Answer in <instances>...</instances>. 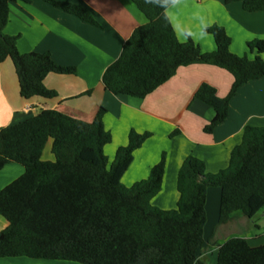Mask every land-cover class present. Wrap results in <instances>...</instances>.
<instances>
[{
  "label": "trees",
  "instance_id": "1",
  "mask_svg": "<svg viewBox=\"0 0 264 264\" xmlns=\"http://www.w3.org/2000/svg\"><path fill=\"white\" fill-rule=\"evenodd\" d=\"M0 0V64L12 60L26 100L57 96L46 88L50 74L74 75L75 68L59 66L50 54H22L18 36L4 29L10 21V5ZM54 8L98 26L85 7L43 0ZM147 24L134 31L120 58L103 76L105 89L116 96L145 99L180 68L207 65L223 69L234 78L229 95L203 84L195 99L215 112L206 133L223 124L240 88L264 78V39L248 43L250 53L240 57L231 51L225 28L213 25L216 51L204 53L188 37L181 42L166 11L178 0H131ZM242 3L249 13L264 12V0H225ZM100 108L87 123L55 110L0 129V171L10 164L22 165L25 173L0 192V216L9 226L0 235V259L75 262L79 264H207L199 253L205 244L206 191L221 190L219 224L233 214L253 219L264 212V127L248 126L243 139L218 174L206 173L205 163L185 159L177 180V208L163 211L152 205L162 191L166 154L146 180L126 187L122 178L134 154L153 136L132 130L129 142L118 149L113 162L105 154L112 143ZM179 134L176 131L172 136ZM52 143L53 160H44ZM217 264H264V246L252 247L246 239L233 238L219 247Z\"/></svg>",
  "mask_w": 264,
  "mask_h": 264
},
{
  "label": "crops",
  "instance_id": "2",
  "mask_svg": "<svg viewBox=\"0 0 264 264\" xmlns=\"http://www.w3.org/2000/svg\"><path fill=\"white\" fill-rule=\"evenodd\" d=\"M58 1L87 8L98 26L87 24L43 0L11 3L10 21L4 33L19 37V51L22 54L48 53L59 66L75 68L76 74L48 75L44 85L57 96L26 100L20 95V84L12 60L0 64V129L31 119L44 110H55L91 123L99 109L104 108L107 111L105 128L113 137L112 143L105 148L110 162L114 161L119 148L128 145L132 130L153 135L135 152L133 162L122 178L124 186L131 187L146 180L152 168L166 154L162 191L152 200V205L171 211L177 208L178 174L187 157L203 161L207 174H218L229 166L231 154L241 144L245 128L264 127L262 78L240 88L231 101L227 120L213 133L205 132L215 112L195 99L197 91L203 84H208L217 90L220 98H225L234 83L230 73L214 66L180 68L172 79L143 100L110 93L105 89L103 76L120 58L125 43L134 31L147 24L146 17L131 0ZM166 14L179 40L186 42L190 37L204 53L217 49L214 38L204 32L205 28L213 25L225 28L232 40L231 51L240 57L248 56V43L264 39V12H246L242 3L178 0ZM176 131L179 134L172 136ZM51 148L50 142L44 160L54 159ZM19 166L10 164L0 171V192L24 175L25 169ZM209 192L210 196H218V193L206 191L207 215ZM207 224L204 225L205 244L199 253L200 260L207 264H217L219 247L233 238L246 239L252 247L264 246V212L253 219L235 213L229 223L217 224V231L213 232L206 230ZM8 226V221L0 216V235ZM223 232L225 236L221 237ZM0 264L64 263L8 258L0 259Z\"/></svg>",
  "mask_w": 264,
  "mask_h": 264
},
{
  "label": "rangeland",
  "instance_id": "3",
  "mask_svg": "<svg viewBox=\"0 0 264 264\" xmlns=\"http://www.w3.org/2000/svg\"><path fill=\"white\" fill-rule=\"evenodd\" d=\"M248 57L251 60H254L255 59V57L252 56V54L250 53V51L248 52ZM166 160H167V156H166ZM19 167L24 168L22 165H20ZM208 190L209 191H213L215 193H218V196L217 197H213V196H210V193L211 192H209V214L207 215V222L206 223H208V224H207V229L206 230L213 232L215 230L217 231V228L216 227H217V224H219V218H220V214H219V204L221 202L220 201L221 200V197L219 199V193H221V190L218 189V188H210ZM212 206H213V211H212ZM206 212H207V210H206ZM220 236L221 237H224L225 236L224 232H223V236L221 234H220ZM62 263H64V264H79V263H75V262H62ZM208 264H210V263H208Z\"/></svg>",
  "mask_w": 264,
  "mask_h": 264
}]
</instances>
